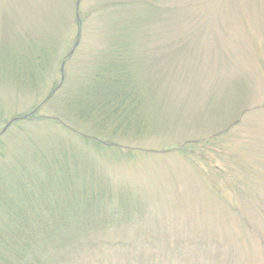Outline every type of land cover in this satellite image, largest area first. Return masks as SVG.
Listing matches in <instances>:
<instances>
[{"label":"rangeland","instance_id":"obj_1","mask_svg":"<svg viewBox=\"0 0 264 264\" xmlns=\"http://www.w3.org/2000/svg\"><path fill=\"white\" fill-rule=\"evenodd\" d=\"M125 36L133 46L121 47ZM1 42L0 137L16 146L20 131L22 146L56 145L71 163L76 152L113 193L109 205L96 194L109 213L102 244L71 264H128L132 242V264L138 250L142 264H264V0H0ZM148 57L156 115L104 139L114 150L94 148L61 88L95 84L104 60L114 75L124 58ZM34 114L43 120L23 122ZM127 195L136 205H123Z\"/></svg>","mask_w":264,"mask_h":264},{"label":"trees","instance_id":"obj_2","mask_svg":"<svg viewBox=\"0 0 264 264\" xmlns=\"http://www.w3.org/2000/svg\"><path fill=\"white\" fill-rule=\"evenodd\" d=\"M139 19L143 21V17ZM120 24L125 26L126 22ZM127 24L132 34L139 26L134 21ZM186 34L191 35V32L188 30L180 37ZM22 43L34 53L38 50L36 44ZM123 46H133L126 36L125 40L122 38ZM168 50L171 51V47ZM154 59L148 57V64L143 60H130L132 65L128 66L129 60L124 58L121 67L117 69L116 65L114 75H111L114 63L110 67L107 65L109 61L104 60L106 65L101 62L94 72L95 84L75 86L71 91L61 88L64 95L61 102L77 120L75 127L89 135L85 137L99 140L94 142L98 144L94 148L112 151L116 147L115 141L107 143L104 139L118 137L123 129L134 133L147 129L148 116L156 115V110L148 112L147 106H150L151 99L159 107L156 96L161 89L157 88L156 80L149 77V73L154 75L151 69L156 70ZM134 63H138L140 69ZM126 86H130L131 102L126 91H122ZM146 86H150V90ZM21 88H24V82ZM53 95L54 92L51 98ZM241 107L245 110L235 108L240 116L247 111L246 105ZM60 109L64 113L63 108ZM35 115L23 122L40 118ZM90 122L94 126L88 128ZM19 132L11 137L16 146H10L3 136L0 137V264H71L78 259L82 263V258L103 242L96 241L101 239L96 232L102 230L100 226L107 221L108 212L95 199L103 193L109 205L112 190L106 191V184L97 181L99 173L90 165L87 169L88 164L78 153L73 152L76 159L71 163L64 149H61L60 156L52 151L56 145L29 141L30 146L28 142L22 146L23 138ZM77 151L81 154L80 150ZM127 196L132 198L123 205L129 206L131 202L136 205L137 197ZM132 243L126 244L125 260L128 264L134 263ZM146 253L138 250L140 264L146 261Z\"/></svg>","mask_w":264,"mask_h":264}]
</instances>
